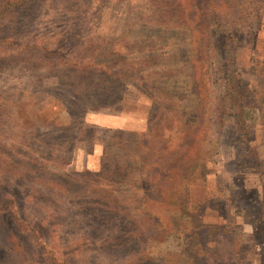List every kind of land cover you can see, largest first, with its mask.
Returning <instances> with one entry per match:
<instances>
[{
    "label": "rangeland",
    "instance_id": "obj_1",
    "mask_svg": "<svg viewBox=\"0 0 264 264\" xmlns=\"http://www.w3.org/2000/svg\"><path fill=\"white\" fill-rule=\"evenodd\" d=\"M78 61L129 77L122 109L86 113L111 129L91 139L60 88ZM176 101L182 138L159 152ZM113 118L127 131L101 124ZM180 157L193 174L179 188L161 173ZM112 185L124 208L102 200L93 217L94 189ZM0 206L24 236L0 264H264V0H1Z\"/></svg>",
    "mask_w": 264,
    "mask_h": 264
},
{
    "label": "trees",
    "instance_id": "obj_2",
    "mask_svg": "<svg viewBox=\"0 0 264 264\" xmlns=\"http://www.w3.org/2000/svg\"><path fill=\"white\" fill-rule=\"evenodd\" d=\"M17 0H2V3L4 5H9V3L14 2ZM1 2V0H0ZM210 15H212L211 11ZM212 22V21H211ZM214 35L216 33L215 30H213ZM26 46L24 47V57L27 60H30L31 55H33V51L32 49H34V47H37L35 44H25ZM43 49H48L47 47H42ZM71 67H73L72 69H68L66 70L67 72H69L68 74H64L65 80L63 82V85L60 88H67L70 89L68 91L72 92V97H71V104L75 106V108H80V117L79 119L81 120V126L80 128L83 129V131H89V135L91 136V138H94L95 136H98V132H103V130H111V129H107V128H102L98 122H87V124H84L85 122V115L86 113H88L89 111H97L99 109V106H105L103 105V100H107L111 102L112 104H117L122 102V99L124 98L123 96L126 94V89L128 88V76L125 77V72L126 71H120V72H108L104 69H102L101 66H96V68L84 65L81 61L78 62H74L71 64ZM82 68H86V69H94L93 71H91L92 73H94L98 78L94 77H85L80 73H90V71H85L82 70ZM76 70H79L78 72H76ZM103 77V78H101ZM102 80V81H101ZM106 84H104V83ZM152 83V82H151ZM153 88L156 86L154 85V83H152ZM156 88V87H155ZM96 89V90H94ZM100 92V93H99ZM235 98V95H232ZM60 98V97H59ZM57 99V102H60V104H62V106H64L66 108V102L60 99ZM177 103V104H176ZM176 103L169 105V107H167V105H164V110L167 109V111L165 112H169V116H170V123L172 125V127H176L178 128V130L176 132H174L173 130L171 131V133H168V135L170 136H165L162 137L164 138V142L162 141V145L160 147L159 152L164 151V149L168 148V144L169 142L172 140H174L171 136L174 137V135L177 138H180L183 133V124L182 122L179 120V118L177 117V114L174 113V109L176 108V106L179 105V101H176ZM157 108H159V104H155ZM121 106V105H120ZM115 110H117V108H119L117 106L114 107ZM169 108V109H168ZM122 109V108H119ZM171 112V113H170ZM111 113V112H109ZM108 113V114H109ZM167 113H161L159 111V115H157L159 117V121H161L165 115ZM114 115V114H111ZM86 123V122H85ZM148 124V123H147ZM179 124V125H178ZM85 125V128L82 126ZM124 126V125H123ZM180 127L182 128L180 130ZM80 129V130H81ZM126 128H123L122 126H116V128L114 129L115 131L118 130V132H126L127 130H123ZM180 132V135H179ZM139 135V140L137 142V151L139 153V158L141 160V162H143L144 164H146V159H147V154L152 151V147L148 146V139H146L147 136H151V129L150 127L147 125V131ZM182 138V137H181ZM192 158H187V160H191V161H196L198 162L199 160V154H196V152L194 150H192V155H189ZM194 157V159H193ZM197 157V158H195ZM182 157L176 159V160H172L173 162H171L168 166H166L165 168H163V171L161 173L162 175V179L164 180L165 178L170 179L169 181H171V183H168L169 185H176L177 187L179 186V188L182 185H187V182L185 181L187 178L185 177L186 174H193L190 173V171H188V169H184L183 167V162H182ZM130 167V166H129ZM129 167L125 168V173H119V177L120 180H123V182H125L124 180H126L129 171L127 169H130ZM191 167H193V164L191 165ZM118 168L116 170H120L121 168H119L118 166L115 167ZM117 171H114L113 174H117ZM185 174V175H184ZM18 175H20V173H18ZM12 179V178H10ZM9 179V180H10ZM98 181V182H97ZM96 182L98 183V185L104 183V178L102 177L101 179L97 180ZM108 181V180H106ZM109 181H112L111 183H115L117 184L118 182L120 183V181H114V179H111ZM127 181V180H126ZM114 184V185H115ZM97 185V186H98ZM114 185L110 186V190H106V189H99L98 187H96L94 189V195H92L90 197V199H94L95 202L93 204H95V206L93 204H86V206L88 208H85V210L87 209L88 211L93 213V217L98 218V215H100L101 213H106V212H110V213H106L107 215L111 216V217H115L116 213L115 211L121 210L122 208H124L123 206L120 207L121 204H119V197L121 195L116 194V191L118 190V188L114 187ZM178 188V189H179ZM176 193V190L173 191V194ZM116 194V195H115ZM141 194V193H140ZM1 200H4V197L1 196ZM10 200H12V203H15V200L13 198H10ZM10 200L7 199L5 200V205L6 203H8V205L10 204ZM102 200L105 201V207L107 208L106 212L103 210L102 211ZM110 200V202L112 204H109L110 202L108 201ZM4 202V201H3ZM109 206H111L109 208ZM9 209L5 212L3 208H1L0 206V211H2L1 209H3V213H6V216L2 217V222L3 225H6L7 229V235L4 238V242L7 245V248H2L0 249V256H1V261H3L4 263H8V262H12L14 263L15 260L9 258L8 256L11 255V253H17L18 250H16V245L15 243H13V241L15 239H18L19 237H24L22 235V232L19 228V226L16 224L19 222V219L17 218V215L15 213V207L10 209V206L8 207ZM84 210V209H83ZM86 210V211H87ZM147 215V214H146ZM31 263H34V260H32Z\"/></svg>",
    "mask_w": 264,
    "mask_h": 264
},
{
    "label": "crops",
    "instance_id": "obj_3",
    "mask_svg": "<svg viewBox=\"0 0 264 264\" xmlns=\"http://www.w3.org/2000/svg\"><path fill=\"white\" fill-rule=\"evenodd\" d=\"M103 125H115V126H123L124 125V121H122L121 119H117V118H113L112 121L110 122H104V123H101Z\"/></svg>",
    "mask_w": 264,
    "mask_h": 264
}]
</instances>
